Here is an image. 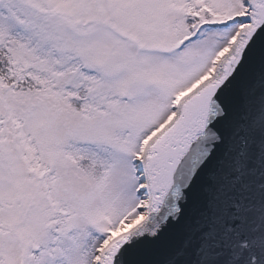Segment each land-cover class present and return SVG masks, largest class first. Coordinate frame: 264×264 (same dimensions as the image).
I'll use <instances>...</instances> for the list:
<instances>
[{
	"label": "snow or ice",
	"instance_id": "snow-or-ice-1",
	"mask_svg": "<svg viewBox=\"0 0 264 264\" xmlns=\"http://www.w3.org/2000/svg\"><path fill=\"white\" fill-rule=\"evenodd\" d=\"M0 264H264V0H0Z\"/></svg>",
	"mask_w": 264,
	"mask_h": 264
}]
</instances>
